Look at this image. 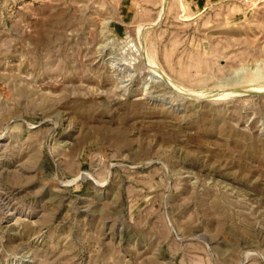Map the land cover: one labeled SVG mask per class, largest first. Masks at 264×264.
I'll return each mask as SVG.
<instances>
[{
    "label": "rangeland",
    "instance_id": "rangeland-1",
    "mask_svg": "<svg viewBox=\"0 0 264 264\" xmlns=\"http://www.w3.org/2000/svg\"><path fill=\"white\" fill-rule=\"evenodd\" d=\"M0 264H264V0H0Z\"/></svg>",
    "mask_w": 264,
    "mask_h": 264
},
{
    "label": "bare ground",
    "instance_id": "bare-ground-1",
    "mask_svg": "<svg viewBox=\"0 0 264 264\" xmlns=\"http://www.w3.org/2000/svg\"><path fill=\"white\" fill-rule=\"evenodd\" d=\"M142 31V30H141ZM141 31H140V33H141ZM141 35V34H140ZM153 61V60H152ZM153 69L155 70V71H157V73L159 74V75H161L162 77H165L166 76V74L165 73H163L162 71H160V69L159 68H157L156 67V65L154 64V67H153ZM261 74L263 75V73L261 72ZM166 78V81H167V77H165ZM256 78V77H255ZM171 79H169V81H170ZM168 83H173L172 82V80L170 81V82H168ZM180 88V87H179ZM181 89V88H180Z\"/></svg>",
    "mask_w": 264,
    "mask_h": 264
}]
</instances>
